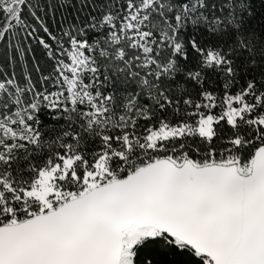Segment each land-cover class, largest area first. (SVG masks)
Wrapping results in <instances>:
<instances>
[{"label":"snow or ice","instance_id":"obj_1","mask_svg":"<svg viewBox=\"0 0 264 264\" xmlns=\"http://www.w3.org/2000/svg\"><path fill=\"white\" fill-rule=\"evenodd\" d=\"M0 264H264L255 0H0Z\"/></svg>","mask_w":264,"mask_h":264},{"label":"trees","instance_id":"obj_2","mask_svg":"<svg viewBox=\"0 0 264 264\" xmlns=\"http://www.w3.org/2000/svg\"><path fill=\"white\" fill-rule=\"evenodd\" d=\"M255 5L258 10L264 11V3H262L261 0H255ZM37 56L42 59V53L39 50L37 51Z\"/></svg>","mask_w":264,"mask_h":264}]
</instances>
